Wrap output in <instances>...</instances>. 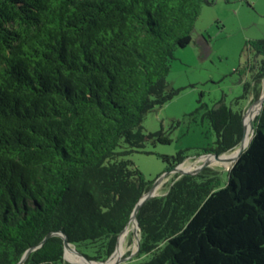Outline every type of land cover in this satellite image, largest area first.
<instances>
[{"label": "trees", "instance_id": "1", "mask_svg": "<svg viewBox=\"0 0 264 264\" xmlns=\"http://www.w3.org/2000/svg\"><path fill=\"white\" fill-rule=\"evenodd\" d=\"M211 3L0 0V264H18L59 232L90 260L114 253L153 186L126 156L172 142L171 131L147 134L143 123L179 94L167 80L175 51L192 42ZM245 52L244 93L236 108H207L216 140L198 156L241 144V101L263 93L264 37ZM254 127L225 187L206 167L177 174L141 207L140 264H264V106ZM161 158L169 171L188 155ZM64 255L56 235L25 264H69Z\"/></svg>", "mask_w": 264, "mask_h": 264}, {"label": "rangeland", "instance_id": "2", "mask_svg": "<svg viewBox=\"0 0 264 264\" xmlns=\"http://www.w3.org/2000/svg\"><path fill=\"white\" fill-rule=\"evenodd\" d=\"M211 1L210 5L202 8L192 42L175 51L167 80L179 90V94L164 106L149 112L143 123L147 134L158 132L161 128L171 131L172 142L156 146L149 142L146 152H133L126 156L141 170L145 180L153 184L169 168L161 155H176L184 151L188 158L184 161L183 169L191 164L194 168L201 164L202 160L198 156L202 152L201 148L212 146L216 140L214 130L203 115L207 108L216 107L222 101L236 108V98L244 93L239 70L247 59L246 43L264 37V0ZM241 102L246 112L256 101L251 97ZM177 121H180L179 125ZM237 149L227 153V157H234ZM234 163L233 160H226L208 166L218 171L217 190L227 185L229 170ZM176 175L165 176L156 191L158 196L167 194ZM130 227L123 241L119 264H140L147 259L137 256L138 236L133 232V225ZM79 250L91 253L84 246L79 247ZM68 258L66 262L69 264H80Z\"/></svg>", "mask_w": 264, "mask_h": 264}, {"label": "water", "instance_id": "3", "mask_svg": "<svg viewBox=\"0 0 264 264\" xmlns=\"http://www.w3.org/2000/svg\"><path fill=\"white\" fill-rule=\"evenodd\" d=\"M256 104H260V109L258 111V114L256 115V117L260 114L263 106H264V91L260 97V99L258 101H256L255 103H253V105H251L248 110L245 112L244 114V136L242 138V141H241V144L238 146V149H237V155L234 156V157H226L227 156V153L223 154V155H217V154H214V153H210V154H202L199 156V158H203V157H206L208 159H212V158H215L217 160H221V161H226V160H233L235 162H237V160L239 159V157L241 156V154L248 148L253 136H254V133H255V127H254V120L253 119V116H249L248 118V114L249 112L251 111L252 107ZM249 124V127L251 128V131H252V134L250 136L247 135V126ZM184 162L179 164L178 166H176L175 168L167 171L164 175H162L158 181L156 183L153 184V186L151 187V189L146 192L142 198L140 199V201L137 203V205L135 206V209L133 211V214L131 216V219H130V222L129 224L127 225V227L124 229V231L120 234L119 236V239H118V244H117V247L114 251V253L106 260V261H94V260H90L88 258H86L82 253L78 252L76 250V248L74 247V245L72 243L69 242L68 240V237L65 233L63 232H59V233H50L46 236V238L36 247H33L31 249H29L25 255L22 257L21 261L18 263V264H25V261L27 259V257L29 256V254L36 250L37 248L41 247L48 238L52 237V236H56V235H59L61 236L63 239H64V247H65V259H66V252H67V249H73L77 255H79L80 257H82L87 263H94V264H107L108 262H110L111 260L114 259V257L116 256L118 250H119V246H120V239H121V236L123 235L124 232H126L129 228L130 225H133L134 226V234L138 236V244L140 246V227H139V224H138V220H137V213L139 212V210L141 209V207L147 202L149 201L150 199L158 196L156 191L158 189V187L163 183L164 181V178L166 175H170V174H173V173H176V174H179L180 176H183V175H192V174H196L197 172L203 170L204 168L208 167L209 164L207 163V161H203L200 165H198L197 167H195L194 169L192 170H182L180 169L181 166H183ZM120 261L119 259L117 261H115L114 264H119Z\"/></svg>", "mask_w": 264, "mask_h": 264}, {"label": "bare ground", "instance_id": "4", "mask_svg": "<svg viewBox=\"0 0 264 264\" xmlns=\"http://www.w3.org/2000/svg\"><path fill=\"white\" fill-rule=\"evenodd\" d=\"M254 106H255V107H254ZM254 106H253L254 108L252 107L253 109L249 112V114H248V118H249V116H250V117L253 116V119L256 118V115L258 114V111H259V109H260V104H256V105H254ZM251 134H252V131H251V128L249 127V124H248V126H247V135L250 136ZM234 153H235L234 156H236V155H237V152H234ZM227 156H229V155L227 154ZM227 156H226V157H227ZM200 160H202L201 163H202L203 161H207V163H208L209 165H212V164H215V163H220V162H222L221 160H217V159H215V158L208 159V158H206V157H203V158H201ZM200 160H198V161H200ZM194 165H196V164H194ZM180 169H182V170H192V169H194V166H193V164H191V165H189L187 168H184V169H183V166H181ZM130 228H131V227L129 226L128 230H129ZM133 228H134V226H133ZM128 230H127L126 232H124L123 235L121 236V239H120V246H119V250H118L116 256L114 257L113 260H111V261L108 262L107 264H114L115 261H117V260L119 259V257L123 254V243H124L123 241H124L125 235L127 234ZM66 257H67V258L69 257V258H71V259H75V260L77 261V262H73L72 260H70V259L68 258V260H70V261L73 262V263H80V264H94V263H87L82 257H80L79 255H77L76 253H72L70 249H67Z\"/></svg>", "mask_w": 264, "mask_h": 264}]
</instances>
